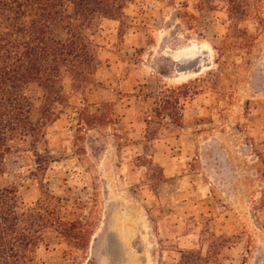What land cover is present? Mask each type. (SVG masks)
Listing matches in <instances>:
<instances>
[{"label": "rangeland", "instance_id": "374dc122", "mask_svg": "<svg viewBox=\"0 0 264 264\" xmlns=\"http://www.w3.org/2000/svg\"><path fill=\"white\" fill-rule=\"evenodd\" d=\"M242 1L236 25L230 0H135L124 30H85L93 83L6 158L23 208L59 198L78 222L74 241L48 232L34 264H264V0ZM22 92L38 119L43 91Z\"/></svg>", "mask_w": 264, "mask_h": 264}, {"label": "trees", "instance_id": "16d2710c", "mask_svg": "<svg viewBox=\"0 0 264 264\" xmlns=\"http://www.w3.org/2000/svg\"><path fill=\"white\" fill-rule=\"evenodd\" d=\"M230 1V16L236 25L240 16L247 15L242 7L246 3ZM134 3L135 0H0V264H34L32 255L48 232L67 241L76 239L78 222L61 216L59 198L23 208L16 184L2 182L8 175L6 158L14 150L12 143L30 139L37 146L45 138L47 126L61 114L58 107H71L69 98L93 83L100 62L97 46L88 40L85 30L100 18L118 21L124 30L126 12ZM56 27L67 32L66 40L54 37ZM67 78L73 89L68 94L64 87ZM29 86L44 93L36 120L22 92ZM167 104L163 100L164 109ZM73 109L79 121L89 117L87 108ZM103 117L98 119L104 121ZM182 255L181 264L191 257L202 260L192 252Z\"/></svg>", "mask_w": 264, "mask_h": 264}]
</instances>
